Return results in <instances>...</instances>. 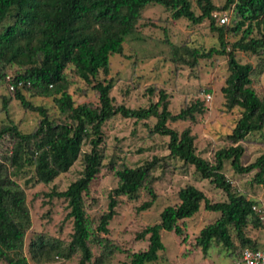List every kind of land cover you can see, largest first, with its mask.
Segmentation results:
<instances>
[{"label": "trees", "instance_id": "1", "mask_svg": "<svg viewBox=\"0 0 264 264\" xmlns=\"http://www.w3.org/2000/svg\"><path fill=\"white\" fill-rule=\"evenodd\" d=\"M149 4L165 8L173 20L183 19L191 25L208 23L209 31L216 35L218 48L200 54L180 49L191 56L190 64L197 58L212 55L225 58L227 76L220 89L223 106L228 111L239 108L240 115L227 135L229 145L214 151L210 160L195 154L194 137L189 127L177 133L166 126L167 122L188 120L193 123L194 117L205 110L202 102L195 100L171 114L164 91L148 88L149 94L156 91L157 101L146 108L130 109L114 104L109 96L110 79H97L99 73L104 77L108 75L109 57L122 55L125 41L137 36L136 25L142 10ZM194 5L198 14L192 10L190 0H0V82L5 75H10V84L21 82V88L7 93L12 94L23 109L35 112L39 117L35 130L29 134L20 133L11 123L0 127V139L8 136L11 144L3 157L4 162L0 160V261L28 264L22 249L30 220L24 192L14 178L28 168L32 170L36 183L47 185L66 173L78 158L83 166L80 176L64 191L52 190L46 195L66 203V218L72 225L68 244L63 246L58 240L39 235L30 242L28 252L38 264L54 258L67 259L77 252L80 255L78 264L90 261L88 241L91 227L85 217L82 197L88 193L101 166L98 147L104 139L102 125L117 115L135 122L154 118L151 132L167 137L168 156L192 167L200 179L207 180L226 196L224 202L211 203L193 186L180 188L176 194L178 203L165 207L157 224L146 226L136 234V240L147 236L148 246L145 251L132 254L130 264L156 261L157 253L163 250L159 232L163 230L181 236L177 222L192 217L201 205L204 211L219 214L195 238L202 256L213 243L232 256L234 246L230 230L241 247L234 260L244 248L257 249L245 237L244 230L248 224L254 228L263 227L251 210L252 206L259 205L235 193L222 170L228 163L235 174L253 172L252 182L264 191V156L241 165L243 149L239 144L248 135L264 128V95L253 89L254 68L238 63L234 57L235 52L258 58L263 55L257 65L258 74L264 71V0H224L221 7L213 5L211 0H194ZM214 13H227L228 24L216 26L212 17ZM227 37L234 40L228 41ZM171 47L172 53L182 59L178 55L179 49ZM11 66L20 72L7 74L5 70ZM72 78L90 85L97 98L96 105L74 106L67 92ZM22 92L30 97L51 98L57 117L51 118L42 106H32ZM7 102L3 97L1 111H6ZM85 141L89 151L82 153ZM155 164L153 159L137 168L122 167L115 172L118 185L108 195L106 211L99 217L95 229L98 233L107 234V225L115 215L116 197L133 200L139 189L146 187L150 200L142 203L138 210L151 206L155 195L149 187L150 174Z\"/></svg>", "mask_w": 264, "mask_h": 264}, {"label": "rangeland", "instance_id": "2", "mask_svg": "<svg viewBox=\"0 0 264 264\" xmlns=\"http://www.w3.org/2000/svg\"><path fill=\"white\" fill-rule=\"evenodd\" d=\"M190 3L194 13L198 14L194 0H190ZM211 3L221 7L224 0H211ZM136 32L137 36L128 38L123 44L122 55L109 57V73L106 77L99 73L98 81L110 79L112 87L109 96L114 104L130 109L146 108L157 101L156 91L149 94L148 88L164 91L167 96V109L171 114H176L195 100L202 102L205 110L194 117L193 123L188 120L176 121L167 122L166 126L177 133L189 127L194 137L195 154L210 160L214 151L229 145L227 135L239 117L240 109L233 108L228 111L223 106L220 89L227 76L225 58L212 55L209 58H197L190 64L191 56L185 55L180 49L196 51L198 54L206 53L211 48L217 49L216 35L209 31L206 21L191 25L183 19L173 20L168 10L156 4H149L142 10ZM227 40L234 39L227 37ZM171 46L179 49L178 55L182 59L172 53ZM234 57L238 63L249 64L254 68L251 77L253 89L257 94L264 95V71L258 74L257 66L263 55L258 58L248 53L235 52ZM5 72L14 75L20 70L11 66ZM71 83L67 92L74 106L97 104L96 95L90 85L77 78H72ZM22 93L32 106H42L51 118L57 117L51 98L30 97L25 92ZM206 94L210 95L209 101L204 100ZM3 97L8 102L6 111L0 109V127L11 123L22 134L33 132L38 123V115L23 109L13 99V95L0 86V106ZM61 119L64 120V117ZM154 123V118L135 122L117 115L102 125L104 139L98 147L101 166L89 186L88 193L82 197L85 217L91 227L88 241L91 258L87 264H130L131 255L145 251L148 246L147 236L136 240V234L146 226L157 224L160 212L165 207L178 203L177 191L186 185L200 190L211 203L226 201L225 194L207 180L200 179L192 167L184 166L168 156L167 137L151 132ZM239 144L243 149L241 165L250 164L257 157L264 156V128L258 133L248 135ZM10 145L8 136L0 139L2 162ZM88 151L89 146L85 141L81 152ZM153 159L156 164L151 170L149 187L155 198L151 206L146 210H138L142 203L150 200L146 187L139 189L133 200L125 196L116 197L115 215L107 225V234L98 233L95 230L98 219L106 211L109 193L118 185L115 172L122 167L137 168ZM82 168L78 158L66 173L47 185L36 183L32 170L28 168L14 178L24 192L30 220V228L24 235L22 249L28 264H38L31 259L28 252V246L36 236L58 240L63 246L68 244L72 225L71 220L66 218V203L62 199H50L46 195L52 190L64 191L80 176ZM222 173L235 193L264 207V191L252 182L253 172L238 175L225 163ZM218 216V213L204 211L201 205L192 217L177 222L182 231L181 236L161 230L159 237L163 250L157 253L156 261L145 264H194L200 258L195 238L203 227L213 223ZM244 235L256 248L264 247V227L254 228L248 224ZM230 236L234 246L232 256H228L223 247L213 243L208 249L209 264H227L235 259L233 257L237 256L241 247L231 230ZM105 252L109 253L104 255ZM79 257L77 252L67 259L54 258L48 263L39 264H78ZM0 264L6 263L0 261Z\"/></svg>", "mask_w": 264, "mask_h": 264}, {"label": "built area", "instance_id": "3", "mask_svg": "<svg viewBox=\"0 0 264 264\" xmlns=\"http://www.w3.org/2000/svg\"><path fill=\"white\" fill-rule=\"evenodd\" d=\"M212 17L217 25H227L229 17L227 13H214ZM10 75H5L3 81L0 82V86L6 92H13L14 89H19L22 87L21 82H15V84H10ZM210 95L206 94L204 97L205 101H209ZM251 210L256 214L259 223L264 227V207L252 206ZM230 264H264V247L257 249L244 248L240 251L239 256Z\"/></svg>", "mask_w": 264, "mask_h": 264}, {"label": "crops", "instance_id": "4", "mask_svg": "<svg viewBox=\"0 0 264 264\" xmlns=\"http://www.w3.org/2000/svg\"><path fill=\"white\" fill-rule=\"evenodd\" d=\"M209 258H210V253H208V251H207L206 255L204 256V258L202 257V255L200 253L199 260H197L194 264H209ZM227 264H230V261H228Z\"/></svg>", "mask_w": 264, "mask_h": 264}]
</instances>
